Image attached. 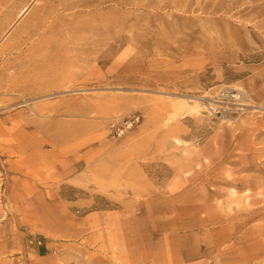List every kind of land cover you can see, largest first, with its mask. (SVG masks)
I'll use <instances>...</instances> for the list:
<instances>
[{"label":"rangeland","instance_id":"obj_1","mask_svg":"<svg viewBox=\"0 0 264 264\" xmlns=\"http://www.w3.org/2000/svg\"><path fill=\"white\" fill-rule=\"evenodd\" d=\"M0 264H264V0H0Z\"/></svg>","mask_w":264,"mask_h":264},{"label":"built area","instance_id":"obj_2","mask_svg":"<svg viewBox=\"0 0 264 264\" xmlns=\"http://www.w3.org/2000/svg\"><path fill=\"white\" fill-rule=\"evenodd\" d=\"M241 98L242 94L238 90H222L218 93L214 103L209 104L208 112L213 116H222L228 110L232 102H238ZM137 120L138 118L133 115L124 120L122 125L125 128H130ZM28 244L40 245L41 241L31 237L28 240Z\"/></svg>","mask_w":264,"mask_h":264},{"label":"crops","instance_id":"obj_3","mask_svg":"<svg viewBox=\"0 0 264 264\" xmlns=\"http://www.w3.org/2000/svg\"><path fill=\"white\" fill-rule=\"evenodd\" d=\"M44 248H41V249H39V252H40V250H43Z\"/></svg>","mask_w":264,"mask_h":264},{"label":"bare ground","instance_id":"obj_4","mask_svg":"<svg viewBox=\"0 0 264 264\" xmlns=\"http://www.w3.org/2000/svg\"><path fill=\"white\" fill-rule=\"evenodd\" d=\"M249 102V101H248ZM241 105H243V104H241Z\"/></svg>","mask_w":264,"mask_h":264}]
</instances>
